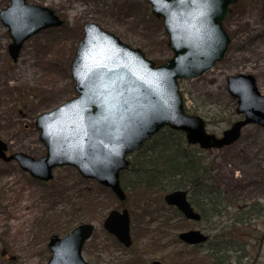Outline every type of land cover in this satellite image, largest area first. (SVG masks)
<instances>
[{"label": "rangeland", "instance_id": "374dc122", "mask_svg": "<svg viewBox=\"0 0 264 264\" xmlns=\"http://www.w3.org/2000/svg\"><path fill=\"white\" fill-rule=\"evenodd\" d=\"M9 2L0 0V10ZM28 2L53 9L66 26L46 28L29 36L20 49L19 57L12 61L7 50L10 36L7 27L0 22V138L7 143L10 151H23L39 158L44 155L45 147L37 137L34 120L41 112L49 111L75 95L70 60L82 36L84 23L93 21L101 25L129 46L139 48L156 64L163 63L172 53L166 45L168 36L161 20L151 14L145 0ZM262 12L264 0H238L223 21L224 30L230 36L225 56L198 78L180 81L187 112L202 117L206 121V130L217 136L234 120L242 118L236 113V100L230 97L227 90L226 78L230 74H253L258 91L264 95ZM191 147L204 164L213 161L209 179L227 193V212L212 218L209 216L202 223H187V227L179 228V219L165 209L163 194L168 190L162 193L153 191L147 200L131 192L133 195L124 206L128 209L132 207L130 229L134 240L130 248L124 249L102 228V218L109 208L123 206L111 196L110 206L101 216L98 215L101 218L87 219L95 230L88 240L92 242L83 248V256L88 263L149 264L156 259L162 264H176L178 260L194 264L206 256L209 245L196 249L182 247L174 234L196 228L206 232L210 240L230 238L242 242L244 249L233 253V260L227 264H264V215L250 218L246 226L229 225L235 203L258 200L264 205V128L254 123L247 124L243 126L238 140L222 149ZM17 167L13 161L4 165L0 161V169L6 170L0 173V264H46L50 254L44 250L46 243L38 233L42 218L50 209L60 212L67 200L61 195L55 199L58 193L54 195L51 185L42 188L29 179L28 173ZM75 174H78L77 171L70 167L56 169L52 181L60 175L63 180L74 182ZM69 184L66 183V188ZM80 184L94 189L92 183ZM159 199L163 212L143 220L138 206L146 207L147 204V211L157 210L160 206L155 202ZM102 201L107 202L108 199L103 198ZM163 216L170 218L163 222L168 230L159 231L157 227ZM219 229L222 230L216 237ZM101 240L107 244L106 249ZM169 252L172 255H168ZM242 254L245 257L242 256L241 262H238V255Z\"/></svg>", "mask_w": 264, "mask_h": 264}, {"label": "water", "instance_id": "95a60500", "mask_svg": "<svg viewBox=\"0 0 264 264\" xmlns=\"http://www.w3.org/2000/svg\"><path fill=\"white\" fill-rule=\"evenodd\" d=\"M9 1L0 10V22L9 32L8 53L15 61L26 38L42 29L61 26L64 21L46 6L27 0ZM145 1L151 14L161 19L170 58L155 64L139 48L130 47L95 22H86L70 60L76 95L41 112L34 121L45 154L38 159L23 152L6 156V144L0 139L2 160H16L20 169L42 182L52 178L55 167H75L81 177L97 180L124 200L118 175L128 166L127 154L137 152L161 128L183 132L187 143L200 149L233 144L246 124L264 128V95L259 93L252 74H230L226 78L228 93L236 99V113L242 119L234 121L220 136L209 133L200 116L186 112L179 88L180 79L197 78L224 57L230 38L222 21L230 12L229 5L236 1L208 0L206 5L199 0ZM164 200L189 220L200 219L189 205L185 190L171 191ZM103 226L125 246L130 245L126 209L111 210ZM92 228L89 223L79 224L64 237L52 235L47 242L51 255L46 264H88L81 249ZM178 237L191 245L207 239L198 230L183 231Z\"/></svg>", "mask_w": 264, "mask_h": 264}, {"label": "trees", "instance_id": "16d2710c", "mask_svg": "<svg viewBox=\"0 0 264 264\" xmlns=\"http://www.w3.org/2000/svg\"><path fill=\"white\" fill-rule=\"evenodd\" d=\"M63 26L65 27L66 25ZM157 132L154 137L146 142L143 148L131 154L130 167L121 174L123 187L126 188L128 193L136 192L142 196L141 198L147 200L149 199L148 195L153 191L162 193L167 190L171 191V189L185 188L189 194L191 204L195 205L199 210L203 221L208 218L209 214L219 215L227 212L229 207L227 193L222 191L219 186L214 185L212 180L209 179V171L212 170L214 165L213 161L205 164L202 160L200 161L197 151L193 150L191 144H187L180 131L162 128ZM56 178L55 181H51L49 184L43 182L40 185L42 188L46 186L48 188L51 185L50 189L54 190V195L58 193L55 195V199L61 195L67 202L60 212L50 209V212L44 214L43 223H41L38 232L43 242L50 234L66 233L76 223L87 221V219L101 218L98 215L101 216L105 208L110 206L111 203V192L97 182L95 183L88 179L84 180L78 174H75L76 179L74 182L63 180L60 175L56 176ZM165 181L166 183L164 184ZM66 183H70L67 188ZM80 183H92L94 189L90 190L87 187H82ZM103 198L108 199V201L103 202ZM155 204L160 207L157 210L151 209V216L164 210L160 199ZM138 207L141 209V218L144 220V217H147L148 214L146 209L149 207L147 204V208L140 205ZM233 208L234 210L231 212H234V215L229 218V225L232 227L236 225L246 226L245 223L250 218L264 215V205L258 200H253L246 204L237 202L233 205ZM165 209L170 211L175 217H182L173 206H165ZM163 218L166 219H162L158 225L159 231L168 230L163 222L170 218L165 216ZM186 221L183 218L178 227H187L188 222ZM222 229H219L216 237H219L218 234H220ZM174 230H177V228L174 227ZM241 243V241L230 238L210 240L207 243L209 246H207L206 256H203L199 259V262L194 264H227L233 260V256H231L233 253L244 249V245H241ZM193 249H196V247H193ZM44 250L46 251V247ZM168 255H172V252H169ZM242 256L245 257L244 254L238 255V262H241L239 260L243 258ZM169 260L171 261L170 258ZM176 264H187V262L186 260H178Z\"/></svg>", "mask_w": 264, "mask_h": 264}, {"label": "flooded vegetation", "instance_id": "af4514ba", "mask_svg": "<svg viewBox=\"0 0 264 264\" xmlns=\"http://www.w3.org/2000/svg\"><path fill=\"white\" fill-rule=\"evenodd\" d=\"M237 2H238V0H236V2H234V3H232V4H230V12H231V10H232V8H233V6L234 5H236L237 4ZM263 15H264V12H262V15H261V21L263 22V26H264V21H263ZM263 30H264V28H263ZM240 119H242V118H240ZM240 119H238V120H240ZM234 121H236V120H234ZM233 121V122H234ZM247 125V124H246ZM1 161V160H0ZM18 169V168H17ZM30 179V178H29ZM31 180V179H30ZM34 182H36V181H34ZM194 206V209L200 214V212H199V210L196 208V206L195 205H193ZM151 216V210H149L148 211V214H147V217H150ZM209 216H210V218H212V216H214V215H212V214H209ZM177 219H179V221H182L183 220V218H184V216L183 217H176ZM162 219H166V218H162ZM162 221V220H161ZM186 222H190V221H186ZM203 222V217H202V215L200 214V219L198 220V221H196V222H194V224L196 223V224H198V223H202ZM193 223V222H192ZM193 224V225H194ZM102 228H103V222H102ZM132 228V227H131ZM104 229V228H103ZM196 229V228H195ZM187 230H192V229H185V230H183V231H187ZM105 231V230H104ZM176 231V230H175ZM183 231H181V232H183ZM200 232H204L203 230L201 231L200 230ZM133 233V232H132ZM106 234L108 235V233L106 232ZM178 234L179 233H175L174 234V236H175V238H176V240H178L179 242H180V245H182V247H184V246H186L185 245V243L183 244V242H181V240L179 239V237H178ZM108 236H110L114 241H115V243L118 245L119 243H118V241L112 236V235H108ZM92 241H89V243H91ZM89 243H88V245H89ZM101 244L105 247V249L108 247L107 246V244L104 242V241H102L101 240ZM206 244V243H205ZM205 244L204 245H202V244H195L194 245V247H196V248H202V246H205ZM88 245L86 244V246L88 247ZM85 246V247H86ZM159 248H160V246H159ZM152 263V262H151ZM150 263V264H151ZM104 264H107V263H104Z\"/></svg>", "mask_w": 264, "mask_h": 264}, {"label": "snow or ice", "instance_id": "6c2138e0", "mask_svg": "<svg viewBox=\"0 0 264 264\" xmlns=\"http://www.w3.org/2000/svg\"><path fill=\"white\" fill-rule=\"evenodd\" d=\"M196 2H198V0H193V3ZM199 2L206 5L208 3V0H199Z\"/></svg>", "mask_w": 264, "mask_h": 264}]
</instances>
